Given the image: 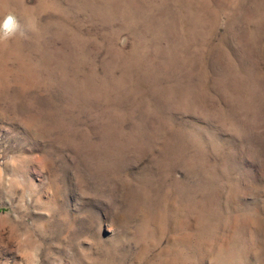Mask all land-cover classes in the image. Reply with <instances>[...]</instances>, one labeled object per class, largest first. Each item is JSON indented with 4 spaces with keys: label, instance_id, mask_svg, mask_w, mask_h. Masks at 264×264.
<instances>
[{
    "label": "rangeland",
    "instance_id": "rangeland-1",
    "mask_svg": "<svg viewBox=\"0 0 264 264\" xmlns=\"http://www.w3.org/2000/svg\"><path fill=\"white\" fill-rule=\"evenodd\" d=\"M0 264H264V0H0Z\"/></svg>",
    "mask_w": 264,
    "mask_h": 264
},
{
    "label": "clouds",
    "instance_id": "clouds-1",
    "mask_svg": "<svg viewBox=\"0 0 264 264\" xmlns=\"http://www.w3.org/2000/svg\"><path fill=\"white\" fill-rule=\"evenodd\" d=\"M20 30V24L17 19L9 15L3 22H0V37H11Z\"/></svg>",
    "mask_w": 264,
    "mask_h": 264
}]
</instances>
